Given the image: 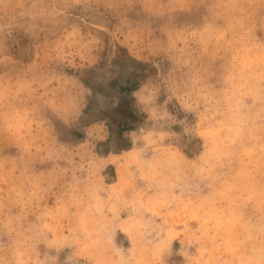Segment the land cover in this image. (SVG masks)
<instances>
[{"label": "rangeland", "instance_id": "rangeland-1", "mask_svg": "<svg viewBox=\"0 0 264 264\" xmlns=\"http://www.w3.org/2000/svg\"><path fill=\"white\" fill-rule=\"evenodd\" d=\"M0 264H264V0H0Z\"/></svg>", "mask_w": 264, "mask_h": 264}, {"label": "clouds", "instance_id": "clouds-1", "mask_svg": "<svg viewBox=\"0 0 264 264\" xmlns=\"http://www.w3.org/2000/svg\"><path fill=\"white\" fill-rule=\"evenodd\" d=\"M132 97L136 104L141 107V110L151 115L153 106L158 101V95L154 87L149 86L147 83H142L140 87L133 91Z\"/></svg>", "mask_w": 264, "mask_h": 264}]
</instances>
